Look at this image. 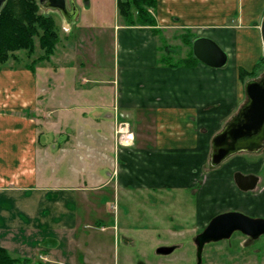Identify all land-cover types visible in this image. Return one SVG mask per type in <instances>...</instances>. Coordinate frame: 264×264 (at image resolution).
<instances>
[{"label":"crops","instance_id":"obj_1","mask_svg":"<svg viewBox=\"0 0 264 264\" xmlns=\"http://www.w3.org/2000/svg\"><path fill=\"white\" fill-rule=\"evenodd\" d=\"M77 7L78 14L75 20L68 24L70 25L67 27L68 29L66 28L68 32L80 17L81 9L78 5ZM263 13L264 0H158L155 26H142L141 29L122 24L115 26L114 39H116L118 48L120 69H125L126 72L124 81L120 79L121 76H118V79L107 81L108 87L106 88L85 87L81 89L76 80L72 84L65 80V73L55 79L54 99L58 102L55 108L57 116L60 113L58 117L70 118L71 121L77 123V130L72 128V135L76 134L73 137L75 141H78L80 134L86 135L82 139L86 140L84 142L87 143L84 144L83 142L73 150L75 149L78 155L81 154L80 147L83 148L81 150L86 148V152L88 151L86 156L89 154L87 158L91 159L93 156H99L95 149L97 145L99 148L103 143L102 148L106 145L109 148L104 155L111 165V161L115 157L116 130L112 129L110 122L112 120L113 123H116L115 120L124 117L123 114H125L127 117L138 119L137 122L140 121V117L153 120L151 121L153 124L147 122L152 135L149 134L144 145H138L140 139H136V134L134 137V144L137 145L135 151L146 158L144 164L147 167L144 169V175H147L148 172L152 177L157 176L159 181L180 183V181L191 180L192 172V175L198 178L197 180L202 181L207 173L204 166L210 164V167L218 170L229 162L234 163L236 160L231 161V157L236 154L230 156L219 166H212L213 140L217 134L232 123L242 108L245 87L240 83V69L253 70L259 59L264 56L263 43L260 52L258 51L259 57L255 58L252 54L254 41L249 46L242 41L243 38L251 39L252 37L253 39L256 36V31L258 34L260 33L258 26L252 27L250 24L254 20L261 21ZM235 17L236 22H234ZM204 23H210L209 26L214 29L211 35L216 37L217 43L219 42L229 55H231L230 49H232L233 43L236 44L234 46L236 53L239 52L236 51L238 47L243 48L242 57L237 58L236 62L233 63L234 67H232L231 73L229 72L231 63L223 68H212L201 62L193 65L185 64V62L170 64L162 57L161 54H163L164 49L168 55L172 53L171 46L163 45V35L171 32L176 34L177 31L185 39L186 32L193 25H204ZM248 31H252L251 36L247 33ZM254 33L255 35H253ZM211 35L209 37H212ZM203 36H207V34ZM225 37L232 40L227 42ZM122 46L125 48L132 46L135 55L127 58L126 50L124 53L122 52ZM126 63L128 64L126 65ZM124 66H129V70H126ZM217 71L220 72V75H217ZM229 73L233 79L232 83L224 79V77L230 76ZM38 75L37 71L34 73L28 68L7 67L0 70V246L9 250L14 258H30V264H37V259L40 264H53L54 260H49L50 255L57 254V250L54 248L56 241L45 242L41 235L34 241L28 242L27 240L32 237L31 232L42 233L43 230L40 227L43 224H48L47 219L40 221L39 228L41 230L39 231L35 230V224L29 225V220H27L25 229V224L21 225L22 222L16 219V215L11 214V212L16 206L17 209H19L18 206L23 210L29 209L30 215L33 217L50 211L53 215L52 220L56 221L64 214L66 204H62L60 198H55L50 202L52 204L44 202L38 192L44 194L52 191L60 193L61 190L65 189L72 194L77 192L76 198L78 199L81 192L82 194L86 192L96 194L99 190L90 189L89 185L101 179L98 173L100 170H98L88 176L86 185L71 186L72 188H70L67 186L71 183L70 180L57 176L54 178L55 184L50 186L45 173L47 169L45 167L49 164L46 155H50V153H46L45 148H53L52 152L56 153L54 160L58 161L67 159L70 150L62 147L59 149L60 145H63L60 142L58 146L57 144L51 145L52 135L48 134L50 133L47 132L48 130L44 131L47 128L39 123H42L43 119L37 115V110H39L37 103L52 100L47 97L48 90L44 93V84L40 86ZM217 81H222V83L219 85ZM81 82L83 84L84 82L89 83V80L83 77ZM226 83L230 84L228 89ZM69 85L72 87L71 91L67 90ZM208 85L215 88L217 86L219 92L210 93L212 95L210 96ZM112 86L115 87V98L108 103L104 96H106V90ZM94 91H97L98 94V105L92 102L93 95H90ZM69 92H71L70 97L66 96ZM209 101L218 103V106L210 108L207 106ZM58 110L62 112H57ZM119 113H122L121 116ZM102 119H107V123L106 120L103 123ZM94 120L103 125L96 126L94 122L92 123ZM105 125L109 128L107 136L103 135L106 133ZM220 126L224 127L223 130L209 137L210 141L212 140V145H208L207 134L210 131L212 133L217 132ZM62 128L63 126L60 129L62 130ZM43 133H47L49 137ZM67 139L68 137H66L63 147L67 145ZM71 145L74 146L75 143H71ZM209 146H212L211 157L209 156ZM84 155L82 153L81 158ZM53 157L50 155V160ZM209 157L211 161H209ZM76 158L79 159L77 156ZM240 162L242 161L234 163L239 165L241 170L237 169L230 176L231 180L222 174L223 170L221 173L218 172L217 176H210L211 179L215 180V183L209 187L211 189L209 191L215 192L218 187L222 188L224 195L222 198L229 201L228 204L231 205L215 216L229 211H238L252 217H264V193L256 195L252 193L254 190L242 191L235 182L237 172L245 175H256L259 177V182L260 176L253 170L248 172L243 170L244 163L241 164ZM195 165H199L201 170L194 169L191 171L192 166ZM160 166L178 167L173 171L169 169L168 172H163ZM60 168H62L61 164L56 169V174L59 173ZM176 170H181V172ZM107 175L113 176L109 171H107ZM210 178H205L204 182L207 183ZM34 191V197L26 198L25 194ZM256 196H259V201H255ZM21 198L24 199L21 200ZM45 198L47 199L46 194ZM77 202L79 203V200ZM256 202L258 203L256 204ZM250 205L251 208L253 207L252 212H262L263 214H250L247 209ZM74 226L73 223V228ZM44 228L48 229L47 227ZM53 228L55 235L67 234L66 227L60 229L58 223H54ZM24 229L29 231L25 240L14 243V240L18 239ZM14 232L15 234L12 235ZM66 243L71 244L70 238ZM49 244L52 246L50 249L48 248ZM68 251V255L73 257L72 264H74L77 261V256L73 255L70 249Z\"/></svg>","mask_w":264,"mask_h":264},{"label":"rangeland","instance_id":"obj_2","mask_svg":"<svg viewBox=\"0 0 264 264\" xmlns=\"http://www.w3.org/2000/svg\"><path fill=\"white\" fill-rule=\"evenodd\" d=\"M36 1L40 4V0ZM71 1H75L81 11L78 22L75 23L68 33H66V28L70 27L68 25L69 22L60 11L49 9L43 5L41 7L42 14L52 16L55 19L60 32V39L57 43L56 55H53L50 60L35 63L37 74L39 73L40 86L44 84V93L48 90L47 97L49 100H52L37 103L39 107L37 115L43 119V122L39 123L47 128L44 131L48 130L47 132H50L48 134L52 135V139H50L52 141L51 145L57 144L58 146L60 142L63 145H60L59 149L62 147L70 150L69 157L65 158L66 160L58 161L54 160L56 153L52 152L53 148H45L46 153L49 152L52 157L54 156L50 160V155H46L49 164L45 167L47 168L45 173L51 184L50 186L55 184L54 178L59 176L62 179L70 180L71 183L67 186L72 188L71 186L86 185L88 176L100 170L101 172L99 171L98 173L101 180L89 185L90 189L93 188L99 191L96 194L88 192L82 194L81 192L78 199L76 198L77 192L72 194L65 189L61 190L62 192L60 193L54 191L45 192L47 199L44 193L38 192L44 202L52 204L50 202L55 198H60L62 204H66L64 214L58 220L56 219V221L52 220L53 215L50 211H47L48 213L45 211L44 214H38L36 217H33V215H30L31 211L29 209L23 210L20 206H18L20 210L16 206L11 214L14 213L16 215L15 218L22 222L21 225L25 224V229L27 220L30 221L29 225L35 224V230L39 231L42 228L43 231L40 234L38 232H31L32 237L30 239L26 237L28 242L34 241L35 238L38 239L40 235L45 239V242H57L54 247L57 250V254L50 255L51 258L49 260H54L53 264H72L73 257H71L72 255H68L69 249L73 255L77 256V261L74 264H197V246L194 239L204 231L216 214L225 211L231 206L228 204L229 201L222 198L224 196L222 188L218 187L215 192L209 191V187L215 183V180L211 179L210 176H217V173H221L223 170L222 174H225L224 176H228L231 180L230 176L237 169L241 170L239 169L240 166L234 163L242 161L240 163H244L243 170L247 172L253 170L254 173L260 176L259 185L252 193L262 195L264 193V148L256 153L240 152L231 157V161L236 160L234 163L229 162V164L227 163L228 165L226 164L218 170H214L210 167V164L204 166L207 173L204 175L202 181L197 180L198 178L192 175L191 172V180L189 181L174 183L165 180L162 182L157 179V176L152 177L148 172L147 175H144V169L147 167L144 164L146 158H143V155L141 156L140 153L135 151L137 146L134 144L135 134L136 139H140V144L138 145H144L145 139L151 134L147 122L149 121L150 124H153L151 123L153 120L151 118L140 117L139 123L137 122L138 119L127 117L123 114L124 117L115 120L116 123H113L112 120L110 122L112 129L116 130L115 157L112 159L111 165H109L108 159L104 155L109 148L107 145L102 148L103 143L99 146L101 149L98 148V145L95 149L96 154H99L100 157L92 155L93 158H87V156L89 157V154L86 156L88 151L86 152V148L85 150H81L83 149L81 147L79 149L81 154H85L84 159L81 158V154L77 155L73 148L80 146L86 141L82 139L86 135L80 134L78 141H75L73 137L76 134L72 135V128L77 130V123L71 121L70 118L66 119V117H63V119L58 117L60 113L57 116L55 108L58 102L54 99L55 79L65 73V80L71 84L76 80L77 83L79 82L81 89L85 87L106 88L108 87L107 81L114 80L115 78L118 79V76H121L120 79L124 81L126 72L125 69H120L114 31L115 26H119L120 24L127 26L128 23L119 12L118 0H67L69 7H71ZM128 1L133 4V0ZM133 11L135 10L133 9ZM149 11L156 18L157 11L153 9H149ZM234 22H236V17ZM261 22L262 19L261 21L254 20L250 25L260 28ZM209 24L204 23V25H198L199 27L193 25L186 32L185 39L177 31L176 34L171 32L170 34L163 35V45L172 47L170 55L165 52V49L163 50V54L161 55L165 58V61L170 62V64H181L193 48V46L191 48L190 45L186 44L184 40L186 41L189 37L193 41L197 37L206 34V37H209V35L213 34L214 30ZM231 24H233V21H231ZM132 27L141 29L142 26ZM162 33L164 34V32ZM247 33L251 36L252 31H248ZM260 34L256 31V36L253 39L251 37V39L243 38L242 40L245 44H248L247 46L254 41L252 54L255 58L259 57L261 49L262 38ZM209 38L216 41L215 36ZM224 39L227 42L232 40L228 37ZM218 44L223 48L219 42ZM234 46H236L235 43L231 46V55H229L228 63H231L229 66L230 73L231 69H233L232 67H234L233 63L236 62L237 58L242 57L243 48L238 47L239 50L237 49L236 51L239 52L236 53L234 51L236 47ZM121 49L123 53L126 50L125 55L127 58L135 55L132 46L126 48L122 46ZM42 53L43 51H41L39 45L32 58L26 55L27 52H17L16 54H18L22 62V64H19V68H25L26 64H31L33 60L37 61ZM10 61L3 68L17 65L14 60ZM124 67H126V70H129V66ZM216 73L220 75V72L217 71ZM83 77L89 80V83L84 82L86 86L81 82ZM263 78L264 65L257 77L253 79L247 78L246 80H242L240 77L239 79L241 85L245 87L248 81H258ZM224 79L230 83L233 82L231 75L227 78L224 77ZM217 82L219 85L222 83V81ZM226 85L228 89L230 84L226 83ZM71 88V85H69L67 90L71 91ZM114 89L115 87L112 86L109 90H106L107 92L105 91L106 93L104 92L106 94L104 96L106 102L110 103L115 98ZM213 92H219V88L217 86L216 88L209 86V95L212 96L210 93ZM70 93H67L66 96L70 97ZM244 94L242 108L248 102L245 90ZM90 95H93L92 102L98 105L97 91H94ZM207 106L214 108L218 106V103L209 101ZM57 112L62 111L58 110ZM121 114L119 113L120 116ZM141 115L144 114L141 113ZM104 120L107 123V119H102L103 123ZM93 122L96 126L103 125L100 121V123L95 120ZM122 123H124V126H121ZM61 126H63L62 130L60 129ZM223 128L220 126L218 131H215L216 133L210 131L207 134V138L209 139L214 134L216 135ZM119 129H122L123 133H118ZM107 130H109L108 126H106V133L103 135H108ZM121 136L130 141V146H127L128 143H125L127 144L125 146L122 145L120 142ZM66 137H68V143L63 147ZM71 143H75V145L73 146ZM210 144L212 145V140L210 141L209 139L208 145ZM209 150V156L211 157L212 146H209ZM76 156L79 158L78 160ZM210 157L209 161H211ZM73 161L75 162L73 163ZM60 164L62 168L56 174V169ZM177 167L170 166L168 168L160 166L163 172H168L169 169L173 171ZM194 169L197 171L199 169L200 171L201 167L199 165L192 166L191 171ZM107 171L113 176L109 177ZM176 171L181 172V170ZM207 177L210 178V181L206 183L204 180ZM25 195L26 198L31 199L35 196V191ZM24 198H21V200ZM258 198L259 196H256L255 201H259ZM77 200H79V203ZM252 208L251 205L247 208L250 214H263L262 212H252ZM45 219H47L48 224H43L39 228L40 221H44ZM54 223H58L60 229L66 227L67 234H60V236L53 234ZM73 223L75 224L74 228ZM44 227L48 229L46 230ZM25 229L22 230L18 239L14 240V243L25 240V236L29 232ZM14 234L15 232L12 235ZM68 238H70L71 244L66 243ZM161 246H176V249L171 254L159 255L157 254V249ZM51 247L49 244L48 248L50 249ZM36 261H38L37 264H40L38 259ZM203 264H264V235L254 240L237 232L230 240L209 244L203 252Z\"/></svg>","mask_w":264,"mask_h":264},{"label":"water","instance_id":"obj_3","mask_svg":"<svg viewBox=\"0 0 264 264\" xmlns=\"http://www.w3.org/2000/svg\"><path fill=\"white\" fill-rule=\"evenodd\" d=\"M8 0H0V13ZM44 7L59 10L69 23L78 14V8L73 3L69 10L67 0H40ZM260 33L264 47V16L260 25ZM193 52L196 59L212 68H223L229 62V53L215 40L201 36L193 41ZM248 98L246 105L240 110L232 123L213 140L212 166H219L230 156L239 152H257L264 141V78L251 80L245 85ZM235 182L240 190L252 191L257 188L259 177L253 174H235ZM240 232L254 240L264 235V218H253L238 211H229L215 216L195 238L197 246V264H203L205 246L223 240H230ZM176 246H161L157 254L168 255L175 251Z\"/></svg>","mask_w":264,"mask_h":264},{"label":"trees","instance_id":"obj_4","mask_svg":"<svg viewBox=\"0 0 264 264\" xmlns=\"http://www.w3.org/2000/svg\"><path fill=\"white\" fill-rule=\"evenodd\" d=\"M119 12L127 21V26H155L156 19L151 15L149 9L157 11L158 0H118ZM41 4L36 0H8L6 6L0 13V70L7 66L10 60L15 64L12 68H18L22 64L17 52H27V56L32 58L37 46L42 55L31 64H26L32 72L36 73L37 62L50 60L55 55L57 43L60 39V32L56 21L52 16L41 13ZM133 9L135 11H133ZM194 41V40H193ZM193 41L188 39L184 42L193 46ZM185 64H199L195 58L193 48L188 57L183 61ZM182 62V63H183ZM264 65L262 56L253 70L246 71L240 69L239 75L242 80L255 78L261 72ZM30 258H14L9 250L0 246V264H30Z\"/></svg>","mask_w":264,"mask_h":264},{"label":"built area","instance_id":"obj_5","mask_svg":"<svg viewBox=\"0 0 264 264\" xmlns=\"http://www.w3.org/2000/svg\"><path fill=\"white\" fill-rule=\"evenodd\" d=\"M125 123H126V122H125ZM123 124H124V123H122L121 126H124ZM126 124H127V123H126ZM127 125H128V124H127ZM118 133H123V130H122V129H119V130H118ZM124 136H125V135H124ZM120 142H121L122 145H124V146L127 145V144H125V143H128L127 146H129V142H130V141H129L127 138L121 136V138H120Z\"/></svg>","mask_w":264,"mask_h":264},{"label":"flooded vegetation","instance_id":"obj_6","mask_svg":"<svg viewBox=\"0 0 264 264\" xmlns=\"http://www.w3.org/2000/svg\"><path fill=\"white\" fill-rule=\"evenodd\" d=\"M67 4H68V3H67ZM67 6H68V5H67ZM68 9H69V10H72V9H73V3H72V1H71V7L68 6ZM262 148H264V141H263V146H262Z\"/></svg>","mask_w":264,"mask_h":264}]
</instances>
